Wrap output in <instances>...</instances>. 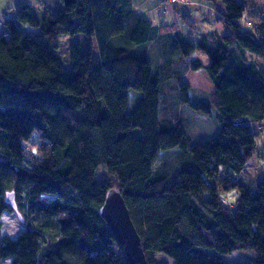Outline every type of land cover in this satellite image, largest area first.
Masks as SVG:
<instances>
[{"label":"trees","instance_id":"obj_1","mask_svg":"<svg viewBox=\"0 0 264 264\" xmlns=\"http://www.w3.org/2000/svg\"><path fill=\"white\" fill-rule=\"evenodd\" d=\"M35 1L0 19V264H130L99 213L112 187L148 264H264V175L245 178L250 123L264 120V6L243 30L248 3L208 0L225 31L189 40L198 21L188 13L155 24L134 0ZM79 34L88 48L70 44L68 70L60 36ZM200 69L211 101L182 81ZM131 90L141 99L122 129ZM185 105L214 118L216 133L192 145ZM99 168L114 180H98ZM6 211L24 226L15 238L2 231ZM240 249L255 259L221 257Z\"/></svg>","mask_w":264,"mask_h":264},{"label":"rangeland","instance_id":"obj_2","mask_svg":"<svg viewBox=\"0 0 264 264\" xmlns=\"http://www.w3.org/2000/svg\"><path fill=\"white\" fill-rule=\"evenodd\" d=\"M240 1L244 3H248L249 5L245 13L243 14V18L239 21L241 29L248 30L250 29L249 26L246 24L248 18L252 15L260 14V11H262L261 8L264 6V0H240ZM24 2H27L32 6H36L35 0H0V19H2L5 15H7L8 17L14 16L15 6ZM47 3L48 4L50 3V5L54 8H59V9L63 8L60 0H55L52 2L49 0ZM135 3L140 13L143 16L149 15L148 14L149 12L156 14V16L153 18L154 20L153 22L155 24L159 23L160 20L163 21L166 20L168 16L166 14V11L168 8H175L176 11L180 14L188 13L194 20L198 21L195 31L189 32V29L186 27H185L186 29H184V33H186L187 39L189 40H197L198 37L203 33L207 32L208 30L214 29L215 28L214 24L218 25L217 29L221 30V32H224L223 29L224 26L220 21H218L217 19L218 16L215 11L211 9L210 10L206 9L205 11H203L201 18H199V16L194 14V11L196 10L195 9L196 4H198L197 0H187L186 3H179V4H170L165 0H135ZM167 5H169V7H167ZM112 14L115 20V25L117 29L120 31V21L116 17L117 14L115 11H112ZM33 30L37 32L39 31L38 29H33ZM77 42L81 43L84 49L88 48V41L86 39V36L83 34H79L75 36H71V35L60 36L61 47L59 52L62 57V60L65 63V68L68 70L71 68V62L69 58L70 44ZM90 43L93 48L95 46V40L91 38ZM198 56H200L201 58H205V62H208L207 58L202 52L196 53L195 57ZM248 56L249 58L252 59H257V60L259 59L255 55L249 54ZM97 57H98V51L95 46L93 50L91 62H93L94 60L96 61ZM182 81L189 84V86L192 88L191 90H193V94L195 95V97L199 96L207 99L208 101L212 100V92L214 90L213 85L210 79L208 78L207 74L205 73L204 69L197 71H190L186 73ZM140 99H141V93L139 91L136 90L130 91L129 101L127 106H125V114L121 124L122 129L130 128L131 117L129 116V113L132 112V110L136 107ZM185 116L189 121V126H190L189 130L192 134V141H191L192 145L197 143L198 141L205 140L211 137L216 133L218 129V124L216 123L214 118L208 117L201 112L197 113L193 110L188 109L187 107ZM250 128L251 131L256 134L255 139L257 143V152L251 159V163H249L248 168L246 169L247 171L245 173V178L247 179H250L251 177H255V176L264 175V160H263L264 159V120L258 123H250ZM40 141L41 139L37 135H34V137L30 141H28V143H26L27 148L35 152L36 147L39 146ZM96 177L98 180L105 182L114 180L103 168H99V170L96 173ZM233 198H234L233 192L231 191L230 195L227 197V200L231 199L233 201ZM1 220L3 224V228H2L3 233L12 238H15L24 228L15 211L4 212L1 217ZM115 250H117L116 247ZM210 251L216 253V251L214 250H210ZM155 257L158 259L164 258L161 254H155ZM221 257L225 261H229V262H249L255 259L256 254L253 250L250 249H240L221 255Z\"/></svg>","mask_w":264,"mask_h":264},{"label":"water","instance_id":"obj_3","mask_svg":"<svg viewBox=\"0 0 264 264\" xmlns=\"http://www.w3.org/2000/svg\"><path fill=\"white\" fill-rule=\"evenodd\" d=\"M6 201L14 209L17 205L14 191L6 194ZM101 217L117 242L122 246L130 264H148L142 239L131 219L125 200L117 187L110 188L99 209Z\"/></svg>","mask_w":264,"mask_h":264},{"label":"crops","instance_id":"obj_4","mask_svg":"<svg viewBox=\"0 0 264 264\" xmlns=\"http://www.w3.org/2000/svg\"><path fill=\"white\" fill-rule=\"evenodd\" d=\"M197 2H198V4H196V7H195V11H194V14L195 15H197V16H199V18H201V16H202V13H203V11H205L206 9L207 10H213V11H215V9H214V5L212 4V2L211 1H208V0H197ZM194 3V2H193ZM189 4V3H188ZM134 6H135V9L140 13V11H139V9H138V7H137V5H136V3H135V0H134ZM167 7H169V5H167ZM174 9L175 8H168L167 9V11H166V14L168 15L167 16V18H166V22L167 23H170V22H172L173 20H175L176 18H178V16L180 15V13H178L177 11H176V9H175V11H174ZM145 12H146V9H145ZM216 12V11H215ZM149 15H144V16H146L147 18H149V19H151L152 21H154L153 20V18L156 16V14H153V13H151V12H149L148 13ZM204 20V19H203ZM208 20H209V18H208ZM160 21H163V20H160ZM208 22V21H207ZM154 23V22H153ZM214 26H215V28L214 29H212V30H219V29H217V24H214ZM222 29V28H221ZM224 29V28H223ZM208 31H210V30H208ZM220 32H221V30H219ZM225 31V30H224ZM196 55V54H195ZM200 57V56H199ZM202 59H205V58H202ZM200 70H203V69H200ZM206 73V72H205Z\"/></svg>","mask_w":264,"mask_h":264},{"label":"built area","instance_id":"obj_5","mask_svg":"<svg viewBox=\"0 0 264 264\" xmlns=\"http://www.w3.org/2000/svg\"><path fill=\"white\" fill-rule=\"evenodd\" d=\"M169 3H186L187 0H167Z\"/></svg>","mask_w":264,"mask_h":264}]
</instances>
